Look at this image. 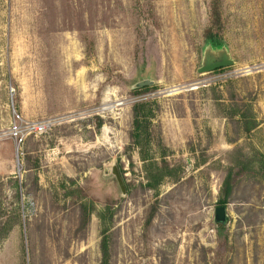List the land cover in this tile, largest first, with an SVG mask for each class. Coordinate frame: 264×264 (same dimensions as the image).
Here are the masks:
<instances>
[{"label": "rangeland", "instance_id": "374dc122", "mask_svg": "<svg viewBox=\"0 0 264 264\" xmlns=\"http://www.w3.org/2000/svg\"><path fill=\"white\" fill-rule=\"evenodd\" d=\"M209 3L0 0V264H264V0H221L235 65L201 75Z\"/></svg>", "mask_w": 264, "mask_h": 264}, {"label": "trees", "instance_id": "16d2710c", "mask_svg": "<svg viewBox=\"0 0 264 264\" xmlns=\"http://www.w3.org/2000/svg\"><path fill=\"white\" fill-rule=\"evenodd\" d=\"M224 30L225 25L221 13V0H210L209 20L203 31V38L206 45H211L214 48L224 46ZM156 115V111L153 109L152 104H137L132 109L133 124L130 132L132 144L140 149L141 159L145 163L144 169L146 172V180L148 182L147 185L153 191L158 190L167 178L175 177L177 171L169 166L159 167L149 154V147L153 141L152 127L154 126ZM100 126L101 122H99L98 127ZM256 128L257 123L250 120L246 123L244 130L246 133H250ZM262 165L264 167V163H262ZM229 178L225 183L227 189L230 188ZM227 203V200H224L221 202V205H226ZM101 253L103 257L101 264H109V249L105 240L101 245Z\"/></svg>", "mask_w": 264, "mask_h": 264}, {"label": "water", "instance_id": "95a60500", "mask_svg": "<svg viewBox=\"0 0 264 264\" xmlns=\"http://www.w3.org/2000/svg\"><path fill=\"white\" fill-rule=\"evenodd\" d=\"M235 65V61L232 59L228 48L222 46L220 48H214L208 45L204 52V60L201 68L198 70V74H209L215 71H219L225 68H230ZM154 82L150 80L141 81L135 85L136 90L152 87ZM112 176L116 179L121 192L125 195L126 188L123 179L120 175L118 167L114 166L111 170ZM227 208L222 206L216 209L215 224L219 231H222L228 224Z\"/></svg>", "mask_w": 264, "mask_h": 264}]
</instances>
